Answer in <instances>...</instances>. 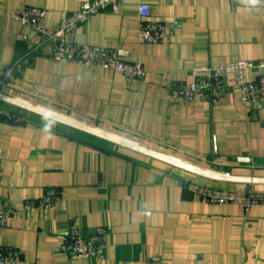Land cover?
<instances>
[{
    "label": "crops",
    "instance_id": "obj_1",
    "mask_svg": "<svg viewBox=\"0 0 264 264\" xmlns=\"http://www.w3.org/2000/svg\"><path fill=\"white\" fill-rule=\"evenodd\" d=\"M88 1L0 0V92L205 168L264 177V103L243 107L235 89L218 105L168 96L170 83L193 81L196 66L264 59V3L123 0L117 11L90 16L68 34L142 64L145 76L137 80L54 60L52 44L14 19L27 6L43 8L50 31ZM140 3L150 6L151 20L165 23L163 42L139 41ZM0 107L21 118H0V198L17 210L0 226V250H17L22 264H146L152 256L163 264H264V205L245 211L239 202L208 204L184 182L258 191L264 185L208 180L10 103L0 100ZM48 189L60 193L56 204L24 209ZM101 225L108 228L102 261L71 258L68 231Z\"/></svg>",
    "mask_w": 264,
    "mask_h": 264
},
{
    "label": "built area",
    "instance_id": "obj_2",
    "mask_svg": "<svg viewBox=\"0 0 264 264\" xmlns=\"http://www.w3.org/2000/svg\"><path fill=\"white\" fill-rule=\"evenodd\" d=\"M123 0H91L71 15L65 16L53 30H47L44 25L46 10L27 6L17 10L14 19L21 25L32 27L42 35L46 42L52 44L51 57L57 61H72L87 66H97L122 74L128 79H142L145 69L140 63H128L121 60L114 49L103 48L89 44H79L68 37L71 31L78 28L90 16L101 11H117ZM139 41L144 44L161 43L167 37L164 22L150 19V6L140 3L138 7ZM257 71L253 80H247V74ZM193 81L189 84L172 82L168 86V96L172 101L190 102L197 97L220 104L221 100L235 89L240 104L243 107H253L264 103V59L238 60L227 64H212L196 66L192 69ZM0 118L11 122H20L21 118L0 107ZM185 186L199 195L208 204L223 205L239 202L245 211L254 206L264 205V191L249 189H234L216 187L185 181ZM60 200V193L55 189H48L43 196L34 200H26L24 209L34 210L50 208ZM15 208L7 206L0 198V226L10 225L16 214ZM108 228L98 226L85 233L72 228L63 237L64 247L71 258H93L102 261L106 246ZM18 251L12 248L0 250V264H22L17 259ZM146 264H163L161 256L147 258Z\"/></svg>",
    "mask_w": 264,
    "mask_h": 264
},
{
    "label": "water",
    "instance_id": "obj_3",
    "mask_svg": "<svg viewBox=\"0 0 264 264\" xmlns=\"http://www.w3.org/2000/svg\"><path fill=\"white\" fill-rule=\"evenodd\" d=\"M0 100L77 131L106 140L122 148H126L136 153L159 160L198 177L225 183L264 185V177L236 175L229 172H219L213 169L205 168L199 164L187 161L173 154L151 148L136 140L125 137L118 133L111 132L100 126L90 124L86 121L77 119L42 105H36L23 98L10 97L0 92Z\"/></svg>",
    "mask_w": 264,
    "mask_h": 264
},
{
    "label": "clouds",
    "instance_id": "obj_4",
    "mask_svg": "<svg viewBox=\"0 0 264 264\" xmlns=\"http://www.w3.org/2000/svg\"><path fill=\"white\" fill-rule=\"evenodd\" d=\"M246 2L252 6H256L260 3H264V0H246ZM44 131L49 132L50 131V125L46 124L44 126Z\"/></svg>",
    "mask_w": 264,
    "mask_h": 264
},
{
    "label": "rangeland",
    "instance_id": "obj_5",
    "mask_svg": "<svg viewBox=\"0 0 264 264\" xmlns=\"http://www.w3.org/2000/svg\"><path fill=\"white\" fill-rule=\"evenodd\" d=\"M83 121H86V122H88V123H90V124H93V125H96V126H100V125H97V124H94V123H91L90 121H88V120H83ZM101 127V126H100ZM140 143H142V144H144V145H147V146H149V147H151V148H159V146L158 147H156V145H154V144H152V143H147V142H140ZM164 150V149H163ZM164 151H166V150H164ZM181 157H183V158H185V156H183V155H180ZM186 159H188L189 160V158L188 157H186ZM191 160V159H190ZM197 163V162H196ZM198 164V163H197ZM249 189V188H248ZM249 190H255V189H253V188H250Z\"/></svg>",
    "mask_w": 264,
    "mask_h": 264
}]
</instances>
